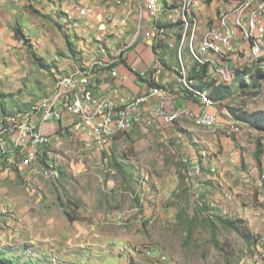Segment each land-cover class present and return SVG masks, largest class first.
I'll return each instance as SVG.
<instances>
[{
    "label": "rangeland",
    "instance_id": "1",
    "mask_svg": "<svg viewBox=\"0 0 264 264\" xmlns=\"http://www.w3.org/2000/svg\"><path fill=\"white\" fill-rule=\"evenodd\" d=\"M161 2L166 8V0ZM221 4H215L219 13ZM178 13L172 22H177ZM179 19L180 29L167 36L175 38L171 57L176 59L177 79L181 56L186 66L196 63L189 45L198 27L196 18L188 27ZM44 20L49 24V40L65 43L62 28ZM24 26L38 38L36 27L27 20ZM40 40L39 47L47 46L60 63L51 55L40 60L29 53L27 76L0 82V127L51 100L59 79L67 75L61 60L75 54V49L53 47L45 35ZM71 41L79 52L85 50L74 34ZM93 49L100 52L96 44ZM246 67L243 64L241 69ZM259 70L264 73V61L247 72L257 77ZM217 81L230 85L234 79ZM243 82V87L237 82L231 87L224 110L241 108L249 115L264 112V79L259 81L261 89L252 88V79ZM220 116L223 126L216 135L193 122H186V129L181 127L183 121L174 123L170 129L182 132L176 141L143 120L107 144L89 136L91 143L75 128L61 129L47 133L50 140L42 161L21 165L25 158L20 153L12 161L20 159L19 169L10 160L1 161L0 263L264 264V134L252 123L240 121L242 136L229 135L224 129L231 120L226 113ZM186 142L201 152L200 174L190 168ZM227 163L231 171L223 177Z\"/></svg>",
    "mask_w": 264,
    "mask_h": 264
},
{
    "label": "crops",
    "instance_id": "2",
    "mask_svg": "<svg viewBox=\"0 0 264 264\" xmlns=\"http://www.w3.org/2000/svg\"><path fill=\"white\" fill-rule=\"evenodd\" d=\"M79 1L81 4L92 7L101 19L98 22H91L90 26H87L73 10L74 4ZM198 1L200 5L193 9V18H196L198 23L196 37H198V32L202 30V38L209 28L222 29L221 15L236 5V2L214 1L211 4H206L202 0ZM181 2L182 0H166V8L161 14L164 17L160 16L157 19L149 15L144 0H4L0 3V82H16L27 76L30 51H34L40 60L46 59L43 56L46 54L52 56L51 60L56 59L60 63V58L52 53L47 46L42 45L43 47L40 48L42 35H45L49 40L46 34L49 24L44 22V19H50L58 27H61L67 36L65 43H61V40L52 43L49 40L53 47L59 46L63 50L67 47L69 50L75 49V54H68L67 58L61 60L64 61L62 67L67 71L65 73L67 75L59 79L57 87L62 80L67 78L86 79V73H93L97 65V83L102 87L103 93L115 96L118 101H127L137 96L146 95L152 87H162L173 95L166 100L167 112L190 110L194 113H200L203 102L188 95L178 83L176 59L171 57V48L175 38L173 40L167 39L168 35L178 31L182 25L179 19L181 16L179 18L177 16V22H172V16L174 14L179 15L178 10L181 9L182 5L179 8L178 6ZM217 2L222 3L220 13L215 9ZM175 9L177 10L175 11ZM26 20L29 21L31 27H36L39 30L38 38H33L25 29L24 21ZM262 20L264 22V17ZM232 21L233 17L229 21L230 26L233 24ZM18 28L23 31L25 39L29 41L28 44L16 36V29ZM73 34L78 38L81 48H85V50L79 52L78 49L74 48L71 43ZM163 36L164 39L158 45L157 41L160 42ZM94 44L99 47V53L94 52ZM214 59L217 65H222L218 58L214 57ZM228 59L229 66L234 72L233 83L230 85L219 83L215 68L209 67L208 84L200 85L201 90L209 95L215 94L219 87H223L222 90L224 88L231 90L236 82L238 86L240 85V77L237 75L239 70H248L258 64V61L252 60L249 42L244 40L241 33L232 40V49ZM157 64H159V68H156ZM189 64L187 66L191 71L195 62L193 65ZM243 64H246L247 67L241 69ZM111 70H116L118 76L112 77ZM247 78L252 79L251 76H245L243 80ZM229 90L227 91L230 94ZM228 100L216 101L215 108L210 110L218 116V126L214 129H203L216 135L219 128L223 126L220 125L222 124L220 123L222 121L221 112L226 113L231 120L226 122L224 130L229 135L242 136V133L238 134L241 130V123L233 115L235 108H229L228 111L224 110ZM160 103L159 97H151L146 104L138 109V114L142 116V119L139 120L156 127L164 137H170L172 141H176L182 136L180 129H170L174 123L166 124L152 115ZM186 122L195 123L185 115L175 123H182L181 127L186 129ZM59 125L60 121L48 122L45 125V133L54 134ZM255 134L257 133L255 132ZM86 138L92 143L89 136ZM224 142H229L228 138ZM233 143L235 146L237 145L235 141ZM184 145L186 153L190 155L192 172L200 174L203 166L198 154L201 152H196L187 142ZM212 145L213 140L211 139L210 146L212 147ZM206 148L208 149V146ZM204 152L202 154L206 155ZM229 165L228 163L223 165V177H226L229 170L231 171L227 168ZM215 169L216 167H212V170Z\"/></svg>",
    "mask_w": 264,
    "mask_h": 264
},
{
    "label": "built area",
    "instance_id": "3",
    "mask_svg": "<svg viewBox=\"0 0 264 264\" xmlns=\"http://www.w3.org/2000/svg\"><path fill=\"white\" fill-rule=\"evenodd\" d=\"M4 0H0V3ZM244 4V12L238 18H233V24L230 26L227 9L222 14V29L212 28L209 37L204 39L203 49L212 46H232V40L239 33L245 41H256V48L250 49L253 53V59L262 53L257 48V37H264V25H261V19L256 17V22H249L246 19V10H254L255 6L260 4L258 0H240ZM156 0H145V8L149 15L152 13ZM73 10L90 26L91 22H98L95 10L81 1L76 2ZM249 24H256V39H249ZM208 59H212L210 56ZM215 60V59H214ZM228 60V55H227ZM207 65V60H202ZM222 65H217L215 61V71L222 78L223 73H230V78L234 75L231 69L226 68V61H221ZM156 64V63H155ZM111 76L117 77L118 72L111 70ZM97 67L93 73H86V79L77 77L67 87L57 89V96L51 105L44 107L33 115H25L17 122L6 121L0 127V157H8L11 153L23 150L25 147H37L40 149V143L43 140V132L48 122L60 121V129L76 128L81 131L83 136H90L101 142H106L112 133V129H125L129 126L131 119H142L138 114V109L146 104L151 97H159L161 103L157 109L152 112L156 119L169 124V118L172 115H185L192 119H199L201 122H217L218 116L210 110L215 108L208 103H201L202 111L194 113L186 110L184 112L169 113L166 110V100L172 97V94H161L155 92V87L150 88L146 95L134 97L127 101H118L113 95L103 93L102 87L97 83ZM64 120H66L64 122ZM54 133V134H55ZM264 179V175H263ZM264 261V259H263Z\"/></svg>",
    "mask_w": 264,
    "mask_h": 264
},
{
    "label": "bare ground",
    "instance_id": "4",
    "mask_svg": "<svg viewBox=\"0 0 264 264\" xmlns=\"http://www.w3.org/2000/svg\"><path fill=\"white\" fill-rule=\"evenodd\" d=\"M258 1H260V4H256V6H255V15H254V10H246V19H249V22H256V17H258L259 19H261V25H264V22L262 20V17H264V0H258ZM156 2H157V4L154 5V7L152 9L151 16L158 19V18H160L162 12L164 11V6H163L161 0H156ZM199 5H200V2L198 0H184V3L182 4L181 9L178 10V11H180L181 20L183 21V24L186 27H188L189 23L193 20V9L199 7ZM242 12H244V4H241V1H238V2H236V5L234 7H231L228 10V18H232V17L238 18ZM221 24H222V15H221ZM211 29L212 28H209L204 33L203 41H202L201 47L199 49H195L193 47L194 45L193 46L191 45L192 56L196 59V61L200 65H205V62H203L202 60H207V65L209 67H215L214 57H216L220 61H226V68L231 69L228 62H227V55H229V53L232 49V46H223V49H221L220 46H212V47H209L208 49H203L202 46L204 44V39L209 37ZM196 30H197V27L194 28V33H193L192 39L195 36ZM249 39H256V24H249ZM248 42H249V49H255L256 48V41H248ZM257 48L260 50V52L262 54L260 56L256 57L255 59H253V53L250 50L251 58L253 61H258L260 58L264 57V37H257ZM210 56L212 57V59H208ZM181 61H182V67H181L180 78L178 79V82H180L185 89L193 90L192 83L189 80V76H188L189 75L188 74L189 69L185 65L182 56H181ZM156 68H159V64L156 65ZM231 73H234L232 69H231ZM217 76L221 81L227 82V83L232 82L234 79V75L230 78V73H223L222 78L220 75H217ZM74 80H75L74 78L73 79L67 78V79L62 80L59 83L57 89H60L62 87H67ZM155 92H159L161 94H170L169 91H167L166 89H164L162 87H155ZM56 96H57V91H56L54 97L51 100H49L47 103L35 105L32 108H30L27 112H21L19 114V116L17 117V119H14L10 122H17L19 119H21L25 115L35 114L36 112L41 110L44 107V105H51L54 102V99L56 98ZM198 99H200L203 103H208L212 106H216L215 104H213V102H211L208 99L207 93L200 92L198 94ZM182 116L183 115H172L169 118V124L175 123ZM186 117H189V116H186ZM138 120L139 119H131L129 126H127L125 129H112V133L110 134L109 138H106V142L98 141L97 139H94L93 137H91V138L96 143L107 144L118 133L127 132L131 128H133L132 126ZM192 120L197 125L204 127V128H207V129H214L218 126L217 122H201L199 119H192ZM49 140H50L49 136L45 135V133L43 132V140L40 143V148H41V146H46L49 143ZM36 151H41V149H39L37 147H25L23 150H18L15 153H11L8 157H4V158L0 157V162L1 161L6 162L8 160H10L12 162L16 158V155H18L17 153H20V155H22L25 158V161H23V163H21V165H23V164L28 165L29 162L37 161L39 159V155H38V153H36Z\"/></svg>",
    "mask_w": 264,
    "mask_h": 264
},
{
    "label": "trees",
    "instance_id": "5",
    "mask_svg": "<svg viewBox=\"0 0 264 264\" xmlns=\"http://www.w3.org/2000/svg\"><path fill=\"white\" fill-rule=\"evenodd\" d=\"M202 1H204L206 4H211L214 1L225 2V3H232V2H237V1H240V0H202ZM16 36L19 39H22L25 42V44H28L29 41L27 39H25V35H24V33H23V31L21 29H19V28L16 29ZM179 36L181 37V35H179ZM195 40H196V33H195V36L191 40L190 45H189L190 52H191V45L192 46L194 45L193 47L195 49H199L201 47L203 38L200 40L199 44H197V45H196V41ZM157 44L159 45V41H157ZM30 48H31V46H30ZM30 53L32 54V56L34 58H36V59L39 58L34 51H30ZM191 55H192V52H191ZM262 60H264V57L263 58H260L258 60V62L259 61H262ZM195 61H196V59H195ZM208 70H209V66L208 65H200L196 61L195 65L191 69V71H190V69L188 71L189 80L192 83L193 90H189V89H183V90L186 91L188 93V95H190L191 97H193L195 99L198 98V94L200 92L206 93L205 91L201 90L199 86L200 85H206V84H208L207 83V80L209 78V71ZM237 75H239V77H240V86L241 87H243V85H245V83L243 82V77H245V76H251L252 77V80H253V82L251 83L252 88H254V89H261V85H259L260 84L259 81H261V80L264 79V73H263V71L259 70L257 72V77L255 75H252V74L250 75V73H247L246 70H244V71L239 70L237 72ZM195 84H196V86H195ZM221 88H223V87H219L217 89V92L215 94L212 93L211 95H209L207 93L208 99L211 102H213V104H215V105H216V101H222V100H225V99H228L229 98V93L227 91L229 89L224 88L222 90ZM233 115L235 116V118L237 120H239L241 122H244V123H247V124L252 123L254 129H256L259 132H261V133L264 134V112L263 111H260L258 113H255L254 115H249V113H246L243 109H241V108H235L233 110ZM44 147H46V146H41V148H40L41 151H39V158H40L39 160L40 161H42L43 160V157H45V154L43 152L44 151ZM11 165H12V167L14 169H19V167H20V159H16L15 163L12 162ZM230 224H232V226L235 227V228L237 227V226L233 225V221H231Z\"/></svg>",
    "mask_w": 264,
    "mask_h": 264
}]
</instances>
